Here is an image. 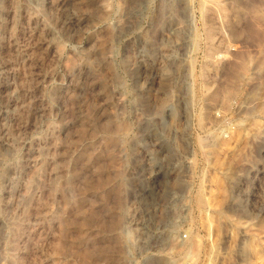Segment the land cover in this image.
Listing matches in <instances>:
<instances>
[{"label":"rangeland","instance_id":"obj_1","mask_svg":"<svg viewBox=\"0 0 264 264\" xmlns=\"http://www.w3.org/2000/svg\"><path fill=\"white\" fill-rule=\"evenodd\" d=\"M262 239L264 0H0V264H264Z\"/></svg>","mask_w":264,"mask_h":264},{"label":"bare ground","instance_id":"obj_2","mask_svg":"<svg viewBox=\"0 0 264 264\" xmlns=\"http://www.w3.org/2000/svg\"><path fill=\"white\" fill-rule=\"evenodd\" d=\"M132 23V22H131ZM173 24H175V23H173ZM172 24V25H173ZM178 27V26H177ZM171 28H172V26H171ZM174 28V27H173ZM131 29V28H130ZM118 37V36H117ZM117 39V38H116ZM116 41V40H115ZM236 206H239V203L237 202L236 204H235ZM240 211V210H239ZM239 213V212H238ZM239 223V227H240V229L239 230H241L243 233H244V235L246 234V233H249V234H257L258 232H257V229L255 228V226H254V223H253V221L251 220V219H242V220H240V222H238ZM263 232V231H262ZM242 234V233H241ZM259 234H261V232H259ZM263 235V234H262ZM261 246H262V248H264V239H262L261 240Z\"/></svg>","mask_w":264,"mask_h":264}]
</instances>
